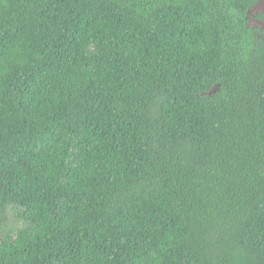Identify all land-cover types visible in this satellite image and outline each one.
I'll use <instances>...</instances> for the list:
<instances>
[{"label": "trees", "instance_id": "16d2710c", "mask_svg": "<svg viewBox=\"0 0 264 264\" xmlns=\"http://www.w3.org/2000/svg\"><path fill=\"white\" fill-rule=\"evenodd\" d=\"M259 0H0V264H264Z\"/></svg>", "mask_w": 264, "mask_h": 264}, {"label": "flooded vegetation", "instance_id": "af4514ba", "mask_svg": "<svg viewBox=\"0 0 264 264\" xmlns=\"http://www.w3.org/2000/svg\"><path fill=\"white\" fill-rule=\"evenodd\" d=\"M246 27L264 40V0H259L256 5L247 12Z\"/></svg>", "mask_w": 264, "mask_h": 264}]
</instances>
